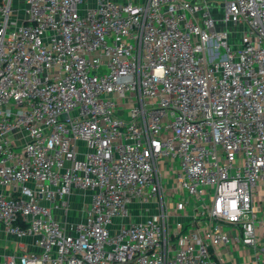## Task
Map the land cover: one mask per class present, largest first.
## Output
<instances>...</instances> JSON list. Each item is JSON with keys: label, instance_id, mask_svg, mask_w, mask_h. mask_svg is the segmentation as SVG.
Here are the masks:
<instances>
[{"label": "built area", "instance_id": "1", "mask_svg": "<svg viewBox=\"0 0 264 264\" xmlns=\"http://www.w3.org/2000/svg\"><path fill=\"white\" fill-rule=\"evenodd\" d=\"M223 2L237 43L207 0H0V264H264V0Z\"/></svg>", "mask_w": 264, "mask_h": 264}, {"label": "crops", "instance_id": "2", "mask_svg": "<svg viewBox=\"0 0 264 264\" xmlns=\"http://www.w3.org/2000/svg\"><path fill=\"white\" fill-rule=\"evenodd\" d=\"M192 1H199V0H192ZM165 185V184H164ZM165 187V191L168 193L170 192V189L168 187ZM0 192L7 193L9 192V188H0ZM79 199L77 197L72 196L70 198V210L67 214L68 221H72L73 219L82 216L83 215V210L86 208V204H83V208L79 206ZM134 204V203H133ZM132 204V205H133ZM146 206L143 208L142 206L140 207V212L139 215L141 214V210L149 209L150 212L148 213H153L155 211V207L153 204H144ZM82 209V211H80ZM254 209L256 213V222H255V235L257 242L261 245H264V189H259L257 194L254 196ZM145 215V214H144ZM143 216V215H142ZM140 217V216H139ZM62 218V216H60ZM135 220V216H132V220ZM8 241L9 246L12 245L14 241V237L12 236H7L3 233H0V256L4 253H7L10 248H4V242ZM27 241V239H26ZM12 248V246H10ZM240 248H237L232 250L231 249V255L230 257H227L226 259V264H254L247 255L244 254ZM241 250V251H240ZM224 251V250H222Z\"/></svg>", "mask_w": 264, "mask_h": 264}, {"label": "rangeland", "instance_id": "3", "mask_svg": "<svg viewBox=\"0 0 264 264\" xmlns=\"http://www.w3.org/2000/svg\"><path fill=\"white\" fill-rule=\"evenodd\" d=\"M91 2V1H90ZM207 5L210 9V12L212 13V15L215 17V28L216 30H227L229 33V43H237L239 36L241 35V32L243 31V26L241 25H233L231 23H225L223 21L224 19V2L223 0H207ZM164 184L166 185V187H168V189L174 188V184H173V180L169 177V176H165L164 175ZM177 193V192H176ZM83 196H81L80 199L83 200L82 198ZM84 203L81 201L79 202V206H81V208H83ZM143 208H145L146 206H142ZM140 209V205L133 204L130 206V217L129 219L132 218V216H135V218L138 217V210ZM80 211H82V209H80Z\"/></svg>", "mask_w": 264, "mask_h": 264}]
</instances>
